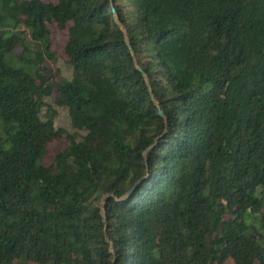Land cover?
Masks as SVG:
<instances>
[{
  "label": "trees",
  "instance_id": "16d2710c",
  "mask_svg": "<svg viewBox=\"0 0 264 264\" xmlns=\"http://www.w3.org/2000/svg\"><path fill=\"white\" fill-rule=\"evenodd\" d=\"M0 264H264V0H0Z\"/></svg>",
  "mask_w": 264,
  "mask_h": 264
},
{
  "label": "rangeland",
  "instance_id": "374dc122",
  "mask_svg": "<svg viewBox=\"0 0 264 264\" xmlns=\"http://www.w3.org/2000/svg\"><path fill=\"white\" fill-rule=\"evenodd\" d=\"M51 1H56V0H51ZM67 33H68L67 29H61L56 26H52L53 50L56 52L57 55L62 57H65L64 48L68 39ZM53 66H55V64H53ZM56 66L62 69V72L65 76L69 77L71 75V68L62 59L57 61ZM56 108H57V115L54 120L55 125L58 127H64L70 131H74L75 129L71 125V121L67 109L61 107H56ZM66 145L67 142L64 139H58L54 141L50 145L52 154L45 160V163L49 164L50 162H52L55 154L59 150L65 148Z\"/></svg>",
  "mask_w": 264,
  "mask_h": 264
},
{
  "label": "water",
  "instance_id": "95a60500",
  "mask_svg": "<svg viewBox=\"0 0 264 264\" xmlns=\"http://www.w3.org/2000/svg\"><path fill=\"white\" fill-rule=\"evenodd\" d=\"M140 182L134 187V189H132V191H130L129 195L133 194V192L137 189V187L139 186Z\"/></svg>",
  "mask_w": 264,
  "mask_h": 264
}]
</instances>
